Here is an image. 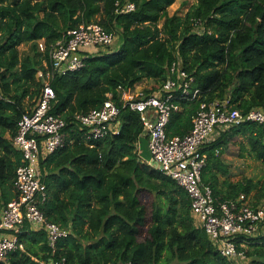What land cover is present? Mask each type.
<instances>
[{
	"label": "trees",
	"instance_id": "1",
	"mask_svg": "<svg viewBox=\"0 0 264 264\" xmlns=\"http://www.w3.org/2000/svg\"><path fill=\"white\" fill-rule=\"evenodd\" d=\"M117 1L0 0V210L19 196L14 179L23 153L14 138L20 117L42 91L37 73L45 68L51 43L93 21L119 39L118 49L88 51L82 70L52 79V113L66 119L68 138L41 157L48 185L42 209L68 235L53 252L47 232L25 224L17 233L24 250L0 264H45L60 257L68 264H264V233L236 238L244 258L222 255L193 215L184 188L142 161L137 143L144 126L139 113L121 103L119 90L147 82L145 92L155 93L169 78L177 79L174 63L193 77L189 93L175 91L180 109L170 117L169 137L192 129L203 102L230 97L243 112L263 108L264 0H196L185 14L170 13L177 0H121V6L135 3L130 12H118ZM22 44L29 49L22 52ZM108 93L121 105L122 129L91 147L75 114L100 107ZM219 133L203 147L204 183L218 199L245 194L252 206H264V182L233 181L224 161L231 140L242 135L240 149L264 163V124L249 121Z\"/></svg>",
	"mask_w": 264,
	"mask_h": 264
},
{
	"label": "built area",
	"instance_id": "2",
	"mask_svg": "<svg viewBox=\"0 0 264 264\" xmlns=\"http://www.w3.org/2000/svg\"><path fill=\"white\" fill-rule=\"evenodd\" d=\"M118 12L135 10L134 2L121 6ZM200 23V21H198ZM201 24V23H200ZM201 29V28H199ZM117 35L108 31L99 22L81 23L67 29L61 38L51 43L49 59L45 68L38 70L43 88L31 111L23 113L18 121L14 138L15 146L23 153V163L17 168L14 188L18 197L9 201L0 210V260L17 250H24L18 232L25 224L35 230H45L49 245L56 251L58 241L67 236L68 229L48 220L42 205L48 199V185L41 166V157L64 147L67 143V121L52 113L56 92L52 79L82 70L86 66L88 51L111 46ZM42 51L44 39L39 40ZM177 79L169 78L155 93L145 92L146 85L121 91V103L140 115L144 129L137 143V152L143 162L174 179L188 193L192 212L198 223L206 230L220 253L232 259L244 258L245 251L238 249L236 238L242 235L256 236L264 229V206L254 207L245 194L238 199H218L213 187L203 181L207 154L203 151L220 129H229L246 122L264 124V107L243 112L230 97L203 102L193 118L192 129L184 136L169 137L167 125L172 112L180 106L174 102L175 91L183 88L189 93L193 77L185 70L172 66ZM199 90L194 91V95ZM103 105L87 112H77L75 121L83 130V139L91 147L107 135L119 134L122 129L121 105L112 93ZM149 142L151 158H143L141 138ZM45 264H68L65 257L51 258ZM107 264H135L133 262H110Z\"/></svg>",
	"mask_w": 264,
	"mask_h": 264
},
{
	"label": "rangeland",
	"instance_id": "3",
	"mask_svg": "<svg viewBox=\"0 0 264 264\" xmlns=\"http://www.w3.org/2000/svg\"><path fill=\"white\" fill-rule=\"evenodd\" d=\"M195 1L196 0H177L170 6L169 11L171 14H185L193 5V3H195ZM118 46L119 39L117 35L116 40L110 47L111 50L114 51L118 49ZM20 49L22 52H24L29 49V46L26 44H22L20 46ZM146 83L147 82L141 83V85H145ZM218 133L215 137H218L220 135V133ZM243 142H245V139H243L242 135L233 138L228 146V149L226 150V153L224 154V161L230 171L229 177L233 181L252 179L255 184L262 183L264 182V163L254 157V155L251 154L248 150H241L240 146ZM141 143L143 158L149 160L151 158V152L149 150L148 139L146 137H142ZM253 194H255V191L253 192ZM260 232L264 233V230H261Z\"/></svg>",
	"mask_w": 264,
	"mask_h": 264
},
{
	"label": "water",
	"instance_id": "4",
	"mask_svg": "<svg viewBox=\"0 0 264 264\" xmlns=\"http://www.w3.org/2000/svg\"><path fill=\"white\" fill-rule=\"evenodd\" d=\"M263 14H264V11L262 12V15H261V17H263Z\"/></svg>",
	"mask_w": 264,
	"mask_h": 264
}]
</instances>
